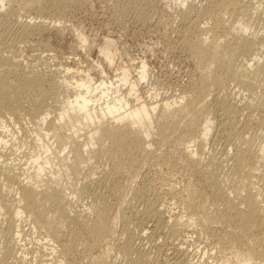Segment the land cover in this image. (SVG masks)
<instances>
[{
	"label": "rangeland",
	"instance_id": "374dc122",
	"mask_svg": "<svg viewBox=\"0 0 264 264\" xmlns=\"http://www.w3.org/2000/svg\"><path fill=\"white\" fill-rule=\"evenodd\" d=\"M62 1L40 0V4L31 6L25 11L26 13L21 14L18 12L20 17L17 21L39 24L40 26V31L27 35L23 40L17 39V35L7 29L8 26L11 27L12 25L5 24L6 27H0V57L13 59L11 60L15 64L13 72L15 69L16 72L23 71V73L37 72L47 74L49 77L56 76V80H60L64 76L70 79L69 76L72 75L74 80H65L66 82L70 81V83H74L78 78L85 79L89 76L95 81L92 85L106 80L108 82L112 81L113 86H115V84H119L117 78L121 76V72L126 70L125 74H127L128 80H126V84L122 82L119 84V92L127 95L129 85L135 84L137 86L136 96L140 99L139 104L151 105L154 102L157 103V109L153 113L154 119L161 113L160 111L163 110L165 103H175L176 105L170 107V110H173L180 102L184 103L196 97L198 99L206 97V99L203 98L204 100H198L201 102L200 104L203 103L204 105L201 106L204 107L203 112L207 109L206 113H202L200 116L203 114L206 116L204 118L209 120L211 130L208 139L203 144L204 146L200 143L201 147H198V143L195 148L193 147L196 154L194 158L191 155L189 156L187 150L184 151L182 147L178 149L175 141L173 143V139L169 140L168 144H163L164 146L159 145L158 136L153 131L147 139L148 144H145L147 146L144 145L143 149L141 148L143 151L135 147L132 148L134 151L127 148V154L125 150L123 152L125 154L116 153L118 158H122L124 155V158H122L124 162L134 160V167L126 169L125 172L124 169H121L124 172L122 174H119L121 166L118 168L116 164L121 159L114 157L115 160L112 157L115 154L109 155L111 158L106 155H102V157L100 154L96 155V158H93L95 159L94 162L93 159L90 162L89 169L88 165H86L87 168H83L82 176L75 177L73 174L64 173L60 180V187L66 189L70 184H74L77 190L86 189L87 192H90L85 191L84 193L87 194H80L77 191L70 194L69 190L65 191L69 195L68 210L72 219L69 217L71 221L67 223V220L66 222L69 224L68 228L65 224L68 231L64 227L56 226V228H60V230L55 229L56 231L59 230L58 236H60V238L58 237L60 240L55 242L56 244L46 234L49 231L48 227L44 226L45 228H43V225L36 226L33 223L34 218L38 217L37 214L31 216L30 214H24L22 220L16 222L17 224L20 223V227L17 229L14 224L16 221L14 215L6 214L5 216L3 209L0 208V215L1 213L3 215L0 216V230L5 231L8 228L13 233L21 231V236H19L22 240L21 245H25L28 250L25 254L20 251L17 252L20 260L6 258V261L9 260L11 264H133L137 255L142 253L145 256L144 259L147 258L145 259L147 264H238L239 259L236 257V253L245 251L251 242L253 245L260 247L258 250L263 252L264 229L260 227V223L264 222L263 215L259 214V217H256L257 221L251 223L253 225L252 230L242 236L239 233L241 232L238 218L240 212L238 213L237 206L238 208L243 206L239 207L240 204L232 202L230 204L232 206L235 204L233 206L236 207L235 210L233 207L228 208V201L232 197L227 193L229 183L225 184V188L224 184H221L223 188L218 185L221 192L219 191L220 193L217 194V190L211 188L207 179L205 180V177L208 178L211 174L208 169L211 158L213 162L215 160L219 165L218 172L222 174L221 176L229 172V167H233L231 158L235 153L234 148L239 146L242 149L245 148V145L241 143L242 137L244 141L251 140L250 142L256 148L264 145V127H260L262 122L264 123V108L258 105L259 101L257 100L263 90L264 75L260 76L261 79L258 77V84L256 83L255 89L252 90L254 93L245 91L234 79H228L229 81L226 80L227 82L225 81L222 85L223 88H210L212 89L210 90V96V93L205 94L207 96L202 95L203 97L199 94L202 82H200L199 69H197L192 53L193 48L199 37L200 40H205V45L213 37L223 42L221 39H223L224 34L229 33L230 23L232 22H224L227 18L230 21L228 17L230 13L228 15V12L224 10L229 0ZM237 1L239 2H237L238 9H244L246 6L252 7L251 12L249 11L252 24L243 34L256 41H264V3H260L258 0ZM205 10L209 11L212 18L203 17L204 19H200L198 26L201 27V31L213 29V32L204 30L202 31L204 35H200L201 32H193L195 33L193 34L190 29L192 28L191 25L184 22L183 19L188 18L194 21L197 13L203 12L206 14ZM7 11L8 7L4 3L3 8L0 9V20L4 19V14ZM221 11L223 12L221 13ZM235 33H233L235 36L239 35L237 31ZM14 40H20L21 42L15 41L13 44ZM11 46H13L15 52ZM259 50L250 57L251 59L249 57H239L236 66H241L239 62L243 63L245 61L242 65L247 64L248 68L249 66L254 67L251 65L253 59L258 60L260 65H264V49ZM141 64H143V68L147 66L145 68L147 78L142 81L139 80L138 72ZM66 69H70L68 74ZM70 83L67 84V88H63L68 96L74 93V87L70 86ZM257 85H261V87ZM111 90L114 92L115 88ZM99 94H101L100 91L95 94V97L97 98ZM128 99L131 106L138 105L133 96H128ZM26 100L22 101L24 107L29 105L27 104L28 101L25 102ZM53 102H51L52 107L56 105ZM221 102L232 104L231 111L224 113L219 110V103ZM206 104L208 107L205 106ZM56 107L59 108L58 104L52 109L53 113H50L47 122L41 126L43 129L41 134L48 133V138L43 137L44 139L42 138L43 141L41 140V142L51 147V153L48 154L51 158L54 156L64 157L67 154L65 148L69 146L64 138L58 145L53 143L52 135H56V132L51 131L54 129L53 124L56 126L55 131L58 132L57 134L60 137L66 135L68 137L71 133L66 131L67 128H61L60 130L57 127V118L62 105L59 110ZM24 115L26 114H23V116L18 115L16 118L19 120L16 118L11 119L7 132L0 127L3 135L5 134L7 137L6 140L10 139V136L13 139V143L10 142L11 145L8 144L6 148H0V156H3L0 161L20 164L18 168H20L19 173L21 174L23 173L21 170L25 171L28 168L24 163H31L30 148L33 147L34 143H37V138L32 133L35 127ZM85 131H80L79 134L82 136ZM179 131L178 135L183 130L179 129ZM178 135L175 133L173 138ZM238 137L240 138L237 143L236 139ZM75 139L83 140L82 138ZM75 139L72 141H76ZM131 139L135 140L133 141V144H135L137 140ZM26 147L28 148L26 149ZM138 150L140 152H137ZM121 154L123 155L121 156ZM197 155L203 160H200ZM43 156L45 155L43 154ZM196 156L197 159H195ZM188 157L191 158L188 159ZM90 166L93 168H91L92 170ZM255 166L256 170L254 169L252 174L260 175L261 173H258L261 168L257 169ZM114 167L117 169L114 170ZM201 168H204V171L208 174L203 172ZM54 169L57 170V168ZM114 171H117L118 175ZM21 174L20 176L23 179V174ZM101 180L102 182H99ZM84 184H87V188ZM135 192L138 194L135 195ZM242 194L244 195V192ZM105 204L111 209L109 211L111 212V233L100 239L99 244L95 245L92 238L88 237L90 235L86 231H82L79 224L92 218L94 212H96L95 210ZM78 215L81 216L78 217ZM205 217L208 218L207 221H204ZM180 218L181 220H179ZM78 219L81 221L77 222ZM73 223L78 224V226L73 228ZM75 228H78L77 232H75ZM3 236L0 235V248L8 242ZM250 239L251 242L247 245L246 240L249 241ZM58 243H60L59 246ZM64 244L65 246L70 245L69 255L65 259L58 250ZM56 246L57 249H55ZM126 246H130L131 252L134 254L131 252L124 254L122 250ZM4 247L0 251L4 250ZM135 251L139 252L136 254ZM0 255H2L0 258L4 259L3 253L0 252ZM58 256L60 257L58 258ZM1 261L3 260H0V264H2ZM9 261L7 263H10Z\"/></svg>",
	"mask_w": 264,
	"mask_h": 264
},
{
	"label": "bare ground",
	"instance_id": "6f19581e",
	"mask_svg": "<svg viewBox=\"0 0 264 264\" xmlns=\"http://www.w3.org/2000/svg\"><path fill=\"white\" fill-rule=\"evenodd\" d=\"M258 1L260 3H264V0H258ZM237 2H238L237 0H229L228 2L229 6L227 5V7L229 8L224 7L226 8L224 10L228 12V15L230 13V15L228 16L230 21H228V18H227V20L224 22H231V21L232 22L230 23L231 25H230L229 33L227 32L226 35L224 34V37H222L223 39H221L223 42H221L220 40L219 42L218 38L216 39L214 37L213 38L211 37L212 39L210 40V42H208V44L205 45V40H200V37H199V39H197V44L193 48L192 53L195 58V63L198 67L197 69H199V74H200L199 76L201 79L200 82H202L201 83L202 87L199 88L201 89L200 90L201 92L199 93L201 97H203L202 95H205L208 93H210L209 94L210 96L211 95L210 90L213 89L212 87H219V88L222 87L223 88L224 86L222 85L225 83L226 80L229 81L228 79L230 80L234 79L238 84H240L243 87L245 91L254 93V91L252 90L255 89L254 86L259 80L258 77L261 79L260 76L264 75V65H260L258 63V60L256 59L251 60L253 62V64L251 65H253L254 67L249 66L248 68L247 64L242 65L245 61L243 63L239 62L241 66H236L237 65L236 61L239 57L243 56V57L250 58L252 55H255L254 53H256L257 51H260L259 49L261 50L264 49V41H256L250 36L248 37L243 34L246 32V29L252 24L251 23L252 19L250 15V12H251L250 10L252 9V7L246 6L244 9H241V8L238 9ZM4 3H6L8 7V11L5 12V14L3 12L4 19L0 20V27H3L5 24L12 25L11 27L13 28L8 26L7 29L14 32L18 37L17 39H21V40H23L29 34H33V33L35 34L36 31H40L39 24H31L25 21L24 22L21 21L22 22L21 23L17 21V19L20 17L19 16L20 14H18V12L21 14L26 13L25 11L31 6L37 5L38 3L40 4V0H21V1L19 0H0V9L3 8ZM242 6H245V5H242ZM15 7L16 9H14ZM227 9H231V10H227ZM206 12H207L206 14L203 12L197 13V16L194 21L189 20L188 18L183 19L184 22H187L191 25L192 28L190 29L192 30V33L201 32L200 35H204V33L202 34V31H204L205 29L201 31L200 29L201 27H199L198 24L200 22V19L201 20L204 19L203 17H207V18L209 17L210 19L212 18L211 15L209 14V11H206ZM222 12L223 11H221V13ZM12 20L15 21L16 23H14ZM222 20L224 19L222 18ZM205 31L213 32V29L212 30L207 29ZM235 31H237V34L239 35L235 36L236 35ZM233 33H235V35ZM209 34H212V33H209ZM15 41H20V40H14L13 42L12 41L11 42L14 44ZM11 47L13 50L14 49L13 46ZM13 51L15 52V50ZM11 60L13 59L9 57H0V127L4 128L7 132L8 125L12 121L11 119H15L16 117H18V115L23 116V114H26L24 116L28 117L27 119L29 120V122H31L35 127L34 132L32 133L35 136V138H37L36 140L37 143L33 144V147L30 148L31 151H29L30 149L28 150L29 152H31V154L28 153L31 157L30 158L31 163L25 164L26 163L25 162L24 165H27L28 168L25 171L21 170V172H23L22 173L24 177L23 179L20 176L21 173H19L20 168H18V165L20 164L16 165V164H12L13 162L6 163L4 161L3 162L0 161V208L3 209L2 211H4L3 213H5V216L6 214L14 215V219H16V221L14 220L15 223L14 222L13 223L15 224L17 229H19L20 223L17 224L16 222L21 221L22 216L24 214H30V216L37 214L38 217L34 218L33 223H35L36 226L43 225L42 226L43 228L48 227L47 229H49L48 233L50 235L47 232L46 234L51 237L52 239L51 241H53L54 243L60 240L59 239L60 236H58L59 234L58 231L60 230V228H56V226L58 225V227L60 226L61 228L62 227L65 228V224L71 221L69 220L70 218L72 219V217H70L71 215L69 216L70 212L68 210L69 195L66 194L65 191L69 190V193L71 192L70 194L75 193L77 191L80 194H83L86 191V189L85 190L82 189V191L79 189L77 190L74 184H70V186H68L66 189L65 187L64 188L62 186L60 187V180L62 179V175L64 173H69V174H73L75 177L82 176L83 168H87L86 165H88V169H89V164L96 155L100 154L101 157L102 155H106L109 158H111L112 154H115V156L114 155L112 156L114 158L116 157V153H123L124 150H125V153L127 154L126 152L127 148L132 149L136 147V148L141 149L145 144H148L147 139L150 137L151 133L154 131L156 136H158L159 145L166 144L167 142L169 143V140L173 139V143L175 141V144L178 146V149H181L182 147L184 151L187 150V154L189 156L191 155L194 158L196 154L193 151V147L195 148L198 143H199L198 147L200 146V143L201 145H203L206 139H208L207 137L211 130V125H210L209 120L204 118L206 117L204 116V114L206 113L207 109L205 112H203L204 107L202 108L201 106H204V105L203 103L200 104L201 102H199L200 100L206 99V97H203L204 99L203 98L198 99V97H196L184 103L180 102L177 105V107H175L173 110H170V107L173 105H176L175 103H170V104L165 103L163 110L160 111L161 113H159L160 115L158 114L157 118L155 117L154 119L153 113L157 109V103L154 102L151 105H146L142 103L139 104L140 99L137 98L136 96L137 92L135 90L137 86H135V84L129 85L130 88H128L127 95L121 94V92H119V84L121 82L123 84H126L127 83L126 80H128L127 74H125V72H127L126 70H123V72H121V76L117 78L118 80L117 83L119 84H115V86H113L114 83L112 81L108 82L106 80H103L100 83L97 82L96 84L92 85L95 81L93 78H90L89 76L85 78L86 80L84 78H81V79L78 78V80L74 81V83L73 82L70 83V81L69 82L65 81L69 79L66 76H64L63 78L60 77L61 78L60 80H56L55 79L56 76L49 77V75L47 74L46 76L44 74L37 73V72L36 73L34 72L23 73V71L16 72V69H15L14 70L15 73H14L13 67H15L14 66L15 64H13L12 63L13 61ZM107 60H109V58H107ZM145 68H147V66H145ZM145 68H143V64H141V68H139V71H138L139 80L141 81L147 78V72H145ZM69 71L70 69H66L67 74L69 73ZM69 77H70L69 80H74L72 75ZM69 83H70V86L74 87V93L71 96L70 94L69 96L66 95L64 92L65 89H63L64 87L68 86L67 84ZM240 85L239 87H241ZM262 85H263L262 86L263 90L261 94L259 93L260 95L258 94L259 97L256 95V98L258 97L257 98V100L259 101L258 105L264 108V88H263L264 84L262 83ZM258 87H261V85ZM112 88H115L114 92H112L111 90ZM99 91L101 92V94H99V96H97L96 98L95 94ZM128 96H131V97L133 96L136 99V102H138V105L131 106ZM24 99H27L25 102L28 101L27 104L29 105L27 107L23 106L24 103L22 105V101ZM51 102H53L56 105L58 104L59 108L62 105V107L60 108L61 110L59 111L60 112L59 116L57 118L58 119V124H56L57 127H59L60 130L61 128H67L68 130L66 131L71 132L70 133L71 135L69 134L68 137L67 135L64 137H60L57 134L58 132L55 131L56 126L54 124H53L54 129L51 130V131L56 132V135L54 133H53L54 135H52L54 139L53 143H56L58 145L60 144L61 140L64 138L66 140V144L69 145L68 148H65V150H67V154L64 157H61V156L60 157L54 156L52 158L49 157L48 154L51 153V150H52L51 147L41 142V140L43 141L44 138H48V133L45 135L41 134L43 130L41 126L47 122V119L50 113L53 111L52 109L56 106L54 105V107H52L53 105L51 104ZM101 102L103 103L101 104ZM219 104H220L219 110H221L224 113L225 112L228 113L232 109V104L230 105L228 102H221ZM205 106L208 107L207 104ZM59 108L56 107L57 110H59ZM185 112H187V114H185ZM234 112H235V109H234ZM202 113H204L202 115L203 117L200 116V114ZM260 127H264L263 122ZM179 129L183 131L178 135V132H180ZM80 131H85L84 135L81 136V134H79ZM1 133H0V148L2 149V148H6L8 144L11 145L13 143L12 142L13 139H11V136H10V139L6 140L5 139L7 138L6 135L5 134L3 135V133L2 134ZM175 133H177L178 136L173 138ZM13 134L15 135V133ZM75 138H82L83 140L79 141V139L77 140ZM131 138L136 139L137 141L141 143L139 142L137 143L136 141V143L133 144V141L135 140H132ZM239 138L240 137L236 139L237 143H238ZM242 138H241V143H243L242 145H245V148L242 149L241 146L239 145H238L239 147L234 148L235 153L231 158L233 160V167L232 166H231L232 168L229 167L230 169L228 170L229 172L226 171L227 173L225 172L226 174L221 176L222 174L218 172L220 169L219 165L217 164V162H215L214 159H213L214 160L213 162L211 158L210 159L211 161L208 163V169L210 170V172L209 171L208 172L211 174H209L208 178L206 176L205 180L207 179L208 184L211 186V188L217 190L216 191L217 194L221 192L220 190L221 188L218 187V185L221 186V184H224V188H225V184L229 183L230 186L227 189L228 190L227 193L229 195H232V197L230 196L231 199L228 201L229 203L228 208L230 207L229 209H231V207L235 205L234 204L235 202H237L236 204L238 205L240 204L239 207L240 206L244 207L243 211H242L243 207L242 208L240 207L242 212L240 211V208H238V206H237V209L239 210L236 209L238 213L240 212L238 214V218L240 220L239 230L241 232L239 233H241L243 236L246 233H249L250 230H252L253 225H251V223L254 221H257L256 219L259 217L258 216L259 214H262L264 217V145H260L256 148L250 142L251 140L244 141L242 140ZM74 139L76 141H72ZM27 148L28 147H26V149ZM144 150L146 151L145 148ZM131 151H134V149H132ZM137 152H140V150H138ZM141 153L143 154L144 152H141ZM193 153L194 155H192ZM43 154L45 156H43ZM123 154H121V156ZM24 155H27V154H24ZM106 156H103V157H106ZM123 156L122 158H124ZM197 156L200 159V156L199 155ZM197 156L195 159H197ZM2 157L3 156H0V160L2 159ZM117 158L118 157H116V159ZM122 158L119 157L118 159L119 160L121 159V160L118 161V163H116L118 165V168L121 166L119 168L121 173L119 172V174H122L123 172L121 171V169L122 170L124 169V172H125L126 169H131L135 165L133 164L134 160L129 161V162H124L122 161ZM189 158L191 157H188V159ZM94 160L95 159H93V162ZM200 160H203V159H200ZM254 166L257 169L261 168V170L258 173V174L261 173L260 175L252 174V171L254 172V169H255ZM54 168H57V170H55ZM91 168L92 167L90 166V169ZM115 169L117 168L114 167V170ZM201 169H203V172H205L204 168H201ZM87 172L89 173V170ZM114 172L118 175L117 171H114ZM203 175L205 176V174ZM86 177H89V176H86ZM103 181H106V180H103ZM99 182H102V180ZM84 185L87 188V184H84ZM136 192H135V195L138 194V193L136 194ZM138 192H140V190H138ZM243 192H244V195L242 194ZM87 193H84V194H87ZM232 202H234L233 206L230 204ZM106 206L107 205L105 204L103 207L97 208V210H95L96 212H94L93 210L95 214L92 213L94 214L93 216L92 214H90L92 218L88 220L86 219L82 222H80L81 221L80 219L77 220V222L81 223L79 225L82 231L84 230L90 235L88 237L92 238L93 244L95 245L97 243L99 244L100 239L104 238L105 236H108L111 233V227H110V223H111L110 213L111 212H109L111 209L108 208V206L107 207ZM234 208L236 207H233V209ZM86 215L89 217L88 214ZM86 215L84 216L86 217ZM235 215H236V211H235ZM0 216L1 217L3 216L2 213ZM79 216L81 215H78V217ZM179 220H181V218ZM207 220L208 218L205 217L204 221H207ZM11 221L13 220L11 219ZM68 226L69 224L66 225L67 228ZM74 226H78V224L77 225L74 224L73 228ZM260 227L264 229V222L260 223ZM55 229L56 230L59 229V230L56 231ZM77 229L75 228V232H77L76 231ZM20 232L21 231H17L13 233L11 230L7 228L5 231H2L0 233V235L2 236L4 234L3 238L8 241L7 243L3 242L6 244V246L5 244L2 243L3 244L2 247L5 246L4 250H2L3 252L0 251L1 253H3V258H4V259L0 258V260H3L1 261L2 264H11L9 260L8 261L10 263H7L8 261H6V258L10 260L12 259L18 260L19 259V257L17 256L18 251H20L22 254L23 253L25 254L28 252L25 245H21L22 240H20L19 238V236H21ZM74 235L76 236V234ZM246 241L248 242L247 245H249V242H251V239L249 241L248 240ZM59 244L60 243H58V246ZM69 246L68 245L65 246L64 244L62 245L61 249H58L60 251L61 256H63L64 259L66 258V256L69 255V251H70ZM256 246L253 245L251 242V244L249 245V247L247 246L248 248L245 251L243 252L238 251L236 253V257L239 259L238 264H264V251L263 252H261L262 250L259 251L258 248L260 247L258 246L256 247ZM2 247L0 248V250L3 249ZM55 249H57V246ZM122 251L124 254H128L132 250L130 246H126L124 250ZM138 252L135 251L136 254ZM141 254L142 253H140V255H137L134 263L133 261L131 262L133 264H147V261L145 260L147 258L144 259L145 256ZM59 257L60 256H58V258Z\"/></svg>",
	"mask_w": 264,
	"mask_h": 264
}]
</instances>
